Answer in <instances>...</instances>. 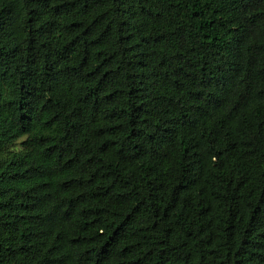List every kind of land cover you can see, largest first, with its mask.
Returning a JSON list of instances; mask_svg holds the SVG:
<instances>
[{
    "label": "trees",
    "instance_id": "trees-1",
    "mask_svg": "<svg viewBox=\"0 0 264 264\" xmlns=\"http://www.w3.org/2000/svg\"><path fill=\"white\" fill-rule=\"evenodd\" d=\"M0 264H264V0H0Z\"/></svg>",
    "mask_w": 264,
    "mask_h": 264
}]
</instances>
